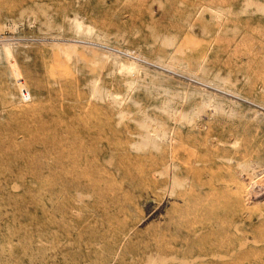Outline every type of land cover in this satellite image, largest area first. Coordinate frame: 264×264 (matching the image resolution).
<instances>
[{"label":"rangeland","instance_id":"374dc122","mask_svg":"<svg viewBox=\"0 0 264 264\" xmlns=\"http://www.w3.org/2000/svg\"><path fill=\"white\" fill-rule=\"evenodd\" d=\"M0 39V264H264V0H0Z\"/></svg>","mask_w":264,"mask_h":264},{"label":"bare ground","instance_id":"6f19581e","mask_svg":"<svg viewBox=\"0 0 264 264\" xmlns=\"http://www.w3.org/2000/svg\"><path fill=\"white\" fill-rule=\"evenodd\" d=\"M218 16V15H217ZM69 29L72 31V35L73 38H76V41L80 40H90V41H95L97 42V40H102L101 36L99 35V32L97 31L96 28H94L92 25L86 23L80 16L78 15H74L73 17L70 18V21H69ZM1 40V39H0ZM5 42V41H4ZM98 43H102V42H98ZM13 49H14V44H1L0 45V53L3 51L6 55V57L8 59H11L12 58V54H13ZM14 60V59H13ZM161 64H163V66H165V69L167 67H172V66H178V65H175V64H172L171 62H166V61H161ZM12 68L14 70V73L16 75V78L17 79H20L21 80V77H20V74L18 72V68L17 66L14 64L12 65ZM136 68V66L134 65H130L128 67V71L129 72H132L134 69ZM130 74V73H128ZM133 80L130 79V84H132ZM20 85H21V89H23V82H20ZM25 91V90H24ZM98 92V91H97ZM29 94V93H28ZM23 95V94H22ZM110 96H113L111 95V93L109 94ZM25 99H26V96H24ZM109 97V96H108ZM114 100L115 101H118L120 103H122V101L124 100V98L122 96H113ZM29 99H30V96H29ZM27 99V100H29ZM209 107V106H208ZM176 117V116H175ZM147 119L144 118L142 119V124L148 128L149 132L148 134H152V135H149L148 139L151 140V142L154 144V145H157L158 143V139L159 140H165V141H172V137L170 136V133L167 131V129H155L153 128L151 125L147 124ZM163 127V126H162ZM151 136V137H150ZM252 165V164H251ZM254 167V166H253ZM246 168L245 165H241V169L242 171ZM253 170V169H252ZM255 171V169H254ZM256 173V172H255ZM254 173V174H255ZM264 179V178H263ZM262 179V180H263ZM261 180V181H262ZM260 182V181H259ZM257 185H258V182H256ZM254 184V183H253ZM260 186V185H259ZM254 187V186H253ZM252 187V188H253ZM258 188V187H257ZM256 190V189H255ZM260 192V191H258ZM258 195V194H257Z\"/></svg>","mask_w":264,"mask_h":264},{"label":"built area","instance_id":"2783aa9c","mask_svg":"<svg viewBox=\"0 0 264 264\" xmlns=\"http://www.w3.org/2000/svg\"><path fill=\"white\" fill-rule=\"evenodd\" d=\"M24 96H26V99H29V94H28V92H26V93L24 94Z\"/></svg>","mask_w":264,"mask_h":264}]
</instances>
